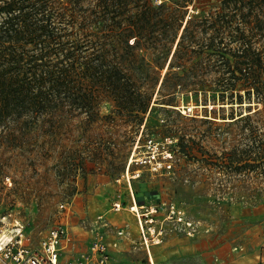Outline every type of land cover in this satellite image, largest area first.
Here are the masks:
<instances>
[{
    "label": "rangeland",
    "instance_id": "1",
    "mask_svg": "<svg viewBox=\"0 0 264 264\" xmlns=\"http://www.w3.org/2000/svg\"><path fill=\"white\" fill-rule=\"evenodd\" d=\"M92 1H81V14L89 12L95 27L101 10L93 7L90 11ZM220 1L194 0L181 8L186 11L183 18L218 7ZM150 2L154 6L165 3L159 9L164 17L174 11L173 17L178 18L182 11H175L171 0ZM166 19L150 33L165 45L176 33L173 51L184 21ZM164 71L159 72L160 80ZM150 76L137 78L141 90L154 91L141 125L113 115L110 104L102 103L100 116L91 123L82 114L65 113L39 118L27 128L12 123L8 128L0 126V213H10L22 223L31 246L38 244L50 226L62 223L67 233L63 241L66 258L85 253L100 233L110 247L111 264H151L138 219L126 207L132 191L137 203H174L194 222L192 235L164 224L161 241L149 246L152 264H261L263 105L254 100L249 107L247 102L242 107L203 105L181 93L170 104L158 103L163 102L156 93L160 80L155 83L156 71ZM248 108L259 110L248 120L230 122L229 117L245 114ZM151 134L156 140L169 137L175 141L171 173L152 175L140 169L141 176L130 180V186L123 180L117 183L135 140L140 137L141 143ZM179 135H184L187 154L179 147ZM118 199L122 208L112 211L111 202Z\"/></svg>",
    "mask_w": 264,
    "mask_h": 264
},
{
    "label": "trees",
    "instance_id": "2",
    "mask_svg": "<svg viewBox=\"0 0 264 264\" xmlns=\"http://www.w3.org/2000/svg\"><path fill=\"white\" fill-rule=\"evenodd\" d=\"M81 1L0 0L1 127L27 128L65 113L91 123L102 103L141 125L154 91L141 90L137 78L156 71L158 83L164 69L158 103L170 104L181 93L203 105L249 107L254 100L264 107V0H221L185 20L181 8L194 0H171L175 11L182 10L178 18L174 11L167 17L159 12L164 2L93 0L89 10H101L95 27L89 12L81 14ZM166 18L184 21L173 51L176 33L169 45L150 33ZM258 110L248 108L230 122ZM183 137L178 144L187 154Z\"/></svg>",
    "mask_w": 264,
    "mask_h": 264
},
{
    "label": "built area",
    "instance_id": "3",
    "mask_svg": "<svg viewBox=\"0 0 264 264\" xmlns=\"http://www.w3.org/2000/svg\"><path fill=\"white\" fill-rule=\"evenodd\" d=\"M139 142L140 137L135 140L126 169L116 179L117 183L123 180L130 186V180L141 176L140 169L152 175L171 173L175 160L173 139L165 137L156 140L151 134ZM131 166L138 168L130 170ZM122 205L119 199L113 200L110 209L119 211ZM126 207L138 219L148 256L149 246L161 241L164 224L175 225L187 235H192L194 231V222L188 220L184 210L174 203L138 204L130 191V203ZM159 214L162 217L158 220ZM11 217L10 213H0V264H111L110 247L100 233L95 234L85 253L66 258L63 255V241L67 233L62 223L50 226L38 244L31 246L26 240L22 223ZM118 234L122 235L123 231Z\"/></svg>",
    "mask_w": 264,
    "mask_h": 264
},
{
    "label": "bare ground",
    "instance_id": "4",
    "mask_svg": "<svg viewBox=\"0 0 264 264\" xmlns=\"http://www.w3.org/2000/svg\"><path fill=\"white\" fill-rule=\"evenodd\" d=\"M150 254H151V251H150V248H149V260L152 262V259H153V258L151 259V255H152V254H151V255H150Z\"/></svg>",
    "mask_w": 264,
    "mask_h": 264
},
{
    "label": "crops",
    "instance_id": "5",
    "mask_svg": "<svg viewBox=\"0 0 264 264\" xmlns=\"http://www.w3.org/2000/svg\"><path fill=\"white\" fill-rule=\"evenodd\" d=\"M144 203V202H143ZM138 204H142V202L138 201ZM258 264V263H257ZM261 264H264V261H262Z\"/></svg>",
    "mask_w": 264,
    "mask_h": 264
},
{
    "label": "water",
    "instance_id": "6",
    "mask_svg": "<svg viewBox=\"0 0 264 264\" xmlns=\"http://www.w3.org/2000/svg\"><path fill=\"white\" fill-rule=\"evenodd\" d=\"M161 80L159 81L158 85H160Z\"/></svg>",
    "mask_w": 264,
    "mask_h": 264
}]
</instances>
